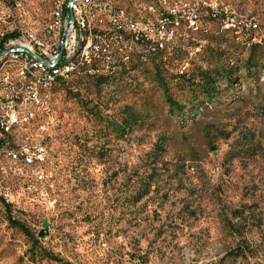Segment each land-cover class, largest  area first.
Wrapping results in <instances>:
<instances>
[{"label": "rangeland", "instance_id": "rangeland-1", "mask_svg": "<svg viewBox=\"0 0 264 264\" xmlns=\"http://www.w3.org/2000/svg\"><path fill=\"white\" fill-rule=\"evenodd\" d=\"M52 2L0 0V32L45 35ZM181 2L197 0H163L165 14ZM200 4L203 28L184 29L192 39L97 75L130 79L96 85L83 73L53 85L45 178L17 181L9 209L0 200V264H264V70L247 78L244 68L254 51L264 61V0ZM212 50L234 75H218V97L203 104L187 82L213 68ZM167 96L184 114H169ZM126 106L137 121L116 134Z\"/></svg>", "mask_w": 264, "mask_h": 264}, {"label": "built area", "instance_id": "built-area-1", "mask_svg": "<svg viewBox=\"0 0 264 264\" xmlns=\"http://www.w3.org/2000/svg\"><path fill=\"white\" fill-rule=\"evenodd\" d=\"M200 2H181L174 15H165L161 0H124L132 5L130 14L115 12L107 3L53 0L51 6L60 7L59 39H51V31L14 36L0 32V56L17 54L10 73L0 78V200L13 202L17 181L25 179L27 189L31 176L44 181L45 140L55 120L49 113L51 102L43 103L39 94L40 83L59 80L73 69L87 70L94 80L96 70L120 68L126 59L165 56L177 41L193 38L183 37L184 27L203 28ZM101 13L112 16L113 26L99 24ZM33 108H47V115L42 125L25 133L24 119ZM38 190L45 194L43 187Z\"/></svg>", "mask_w": 264, "mask_h": 264}, {"label": "trees", "instance_id": "trees-1", "mask_svg": "<svg viewBox=\"0 0 264 264\" xmlns=\"http://www.w3.org/2000/svg\"><path fill=\"white\" fill-rule=\"evenodd\" d=\"M16 32H10L8 33L6 36H14L16 35ZM255 52V51H254ZM252 52L253 54L250 53V55L248 56V59L244 62V68L246 70L245 72V76L247 78H251L253 77L255 74H258L257 72H261V70H264V61L260 62V60L258 59V56L255 55V53ZM260 52H258L259 54ZM222 54V53H221ZM218 54L216 51L212 50V55H216L215 59L216 63L214 64L213 68H207L204 70H198V75L200 80L199 81H188L187 83L189 85H194L195 87H197V89L201 92L200 96H202L203 98L201 100H199V102L201 103H205L209 102V101H213L216 99V97H218L219 91L216 87V79L218 75H222L224 76V78L226 79L227 82L232 81V76L234 75L233 73V67H225V66H219L218 63V59L220 58V55ZM136 64H142V63H136ZM127 66V65H125ZM146 68V65L143 66L141 68V71L144 72V69ZM261 69V70H260ZM260 70V71H259ZM116 72V71H115ZM110 73V74H101L97 77H95L94 81L96 85H101L107 81H124V80H128L131 78V75L128 78H124V77H115L114 73ZM237 76V75H236ZM161 81V80H160ZM65 86V84H60L59 86ZM191 93V92H190ZM198 96L195 93H191L190 94V99L188 101L191 102L192 106H195V102L194 101H198ZM167 101L169 104V114H173L175 112L179 113L180 115L184 114V104L179 103L177 100H175L174 98H172L171 96H167ZM129 107L126 106L123 111L126 113L123 114L124 116L121 117V119H118V122H112L111 125L113 127V130L116 132V134L121 133V131H125L128 127H130L134 122L137 121L138 116H136L131 110L129 111ZM120 121V122H119ZM143 194H145V192H142L141 195L138 197L140 198ZM5 208L9 209L10 205L9 204H5ZM9 221L16 227H18L20 230H22L24 233H26L32 240L33 246L36 247L38 239L29 231V229L20 221L12 219L9 216ZM44 254L54 260H58L61 261L62 259L55 256L53 253L44 250L43 251ZM238 255L242 254V250H237L236 252ZM66 264H70V263H66Z\"/></svg>", "mask_w": 264, "mask_h": 264}, {"label": "bare ground", "instance_id": "bare-ground-1", "mask_svg": "<svg viewBox=\"0 0 264 264\" xmlns=\"http://www.w3.org/2000/svg\"><path fill=\"white\" fill-rule=\"evenodd\" d=\"M162 1L163 0H161V8H162ZM86 2L93 3V4L107 3V5L111 6L115 12L122 13V14H130V11L128 10V8L123 6L120 3L121 2L120 0H86ZM201 2H202V0H201ZM201 7L203 8L202 4H201ZM165 15H167V14H165ZM59 16H60V7H54L53 18H52L51 23L47 27L46 34H45V35H47L48 31H51V39L52 38L59 39V25H57V18ZM99 24H104L106 26H113L112 16L109 13H101V15H99ZM184 29H185V27H184ZM184 29H183V34H184ZM27 33H29V32H27ZM29 34H34V33H29ZM15 61H17V54L16 53H7V54L0 56V78H2L6 73H10V64L15 63ZM122 66H123V64H122ZM83 73L87 74L88 76H93V75H91L90 72H88L85 69H73L66 76H64L63 78H61L59 80H53V81H48L45 83H40L39 94L43 95V103H45V101H46L45 99H46V97H48L50 89L53 87V85L55 83H57L60 80L67 79L70 76H72L73 74H83ZM98 73H99V69L95 71V76L98 75ZM45 110H46L45 108L30 109L29 113L25 116L24 127L29 128V129L34 128L37 125V123L39 122L40 113L42 111H45ZM49 113H50V104H49ZM25 131H28V130L25 129Z\"/></svg>", "mask_w": 264, "mask_h": 264}, {"label": "water", "instance_id": "water-1", "mask_svg": "<svg viewBox=\"0 0 264 264\" xmlns=\"http://www.w3.org/2000/svg\"><path fill=\"white\" fill-rule=\"evenodd\" d=\"M44 226L46 225V222H44V224H43ZM41 234V233H40Z\"/></svg>", "mask_w": 264, "mask_h": 264}]
</instances>
